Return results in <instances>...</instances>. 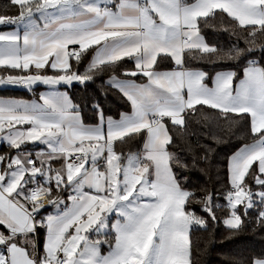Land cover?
<instances>
[{
  "label": "snow or ice",
  "instance_id": "6c2138e0",
  "mask_svg": "<svg viewBox=\"0 0 264 264\" xmlns=\"http://www.w3.org/2000/svg\"><path fill=\"white\" fill-rule=\"evenodd\" d=\"M0 26V85L33 95L0 97V264H198L221 223L264 232V0H9Z\"/></svg>",
  "mask_w": 264,
  "mask_h": 264
},
{
  "label": "trees",
  "instance_id": "16d2710c",
  "mask_svg": "<svg viewBox=\"0 0 264 264\" xmlns=\"http://www.w3.org/2000/svg\"><path fill=\"white\" fill-rule=\"evenodd\" d=\"M9 0H0V6L6 5ZM9 30L7 27L0 28V31ZM220 39L224 42H227V37L221 35ZM0 71H3L0 69ZM100 81H97L96 85H92L87 90L77 86L70 90V95L73 96V99L76 102H80L85 95H96L98 96L99 89L97 85ZM0 97H15V98H23V99H33V95L29 91H24L21 89H12V88H0ZM106 107L111 110L109 114H116V111L125 110L126 105L123 100L117 95L110 93L108 99L106 101ZM83 115L86 121H90L92 116L91 112L88 108H84ZM5 151V146L0 147V154ZM221 152L219 160L222 162L224 160V156L227 152H230L231 149L225 147L223 151L218 149ZM218 168L222 169L223 164L220 163L217 165ZM194 179L198 182L203 183L206 177H203L201 173H195ZM213 179H215V175L213 173ZM223 202V201H221ZM199 211V209H197ZM0 230H3V227L0 226ZM227 235L223 224H219L215 228V242L212 243L206 252L196 253V259L198 260V264H228L229 258L232 255L236 254H248L250 251L256 250L258 251L262 247H264V232L256 231H248L244 234L234 238L233 240L225 239ZM195 236L200 238V248L203 250L205 247V243L208 238V234L202 230H198L195 232Z\"/></svg>",
  "mask_w": 264,
  "mask_h": 264
},
{
  "label": "rangeland",
  "instance_id": "374dc122",
  "mask_svg": "<svg viewBox=\"0 0 264 264\" xmlns=\"http://www.w3.org/2000/svg\"><path fill=\"white\" fill-rule=\"evenodd\" d=\"M2 27H4V26H0V28H2ZM0 88H12V89H21V91L22 90H24V91H28V90H26L25 88H23V87H19V86H9V85H0ZM44 90V88H43V86H41V87H39V88H37V91L39 92V91H43Z\"/></svg>",
  "mask_w": 264,
  "mask_h": 264
},
{
  "label": "crops",
  "instance_id": "0c3cea01",
  "mask_svg": "<svg viewBox=\"0 0 264 264\" xmlns=\"http://www.w3.org/2000/svg\"><path fill=\"white\" fill-rule=\"evenodd\" d=\"M1 89H3V88H1ZM3 145H0V147H2ZM2 227V226H1Z\"/></svg>",
  "mask_w": 264,
  "mask_h": 264
}]
</instances>
